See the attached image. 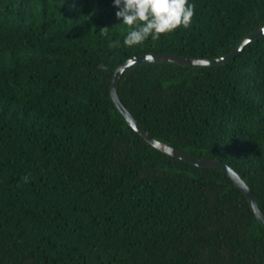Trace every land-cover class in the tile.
<instances>
[{
    "label": "trees",
    "instance_id": "1",
    "mask_svg": "<svg viewBox=\"0 0 264 264\" xmlns=\"http://www.w3.org/2000/svg\"><path fill=\"white\" fill-rule=\"evenodd\" d=\"M190 2L189 28L129 47L112 0H0V264H264L229 174L157 148L111 96L132 55L221 57L264 26V0ZM118 92L157 139L231 165L264 212V35L221 64L137 63Z\"/></svg>",
    "mask_w": 264,
    "mask_h": 264
},
{
    "label": "water",
    "instance_id": "2",
    "mask_svg": "<svg viewBox=\"0 0 264 264\" xmlns=\"http://www.w3.org/2000/svg\"><path fill=\"white\" fill-rule=\"evenodd\" d=\"M263 35H264V26L250 33L249 35H247L236 49H234L233 51H231L230 53L226 55H223L221 57H216V58H192V57H185V56L177 55V54L170 53V52H150V53H142L139 55H132L127 60H125L122 64L118 65L117 68L115 69L112 83H111L110 92H111V96L116 106L121 111V113L126 117L130 125H132L151 144H153L157 148L175 157L185 159L193 164L203 166V167H215V168H219V169L226 171L229 174V176L233 179V181L245 192L257 218L264 225V212L260 208V205L255 196V193L253 192L251 187L248 185L246 180L231 165H229L228 163L220 159H206L202 157H197L189 152L178 149L166 142H163L157 139L149 131H147V129L130 112V110L125 105V103L123 102L118 92V84H119L122 74L127 68L137 63L166 61V62H173V63L182 64V65L221 64V63H225L235 58L245 48L247 44H249L252 41H255L256 39H258L259 37Z\"/></svg>",
    "mask_w": 264,
    "mask_h": 264
},
{
    "label": "clouds",
    "instance_id": "3",
    "mask_svg": "<svg viewBox=\"0 0 264 264\" xmlns=\"http://www.w3.org/2000/svg\"><path fill=\"white\" fill-rule=\"evenodd\" d=\"M115 15L129 26L123 43L134 46L146 39H159L178 27L189 28L195 13L190 0H112ZM102 67V66H101ZM27 181L28 177H24Z\"/></svg>",
    "mask_w": 264,
    "mask_h": 264
}]
</instances>
